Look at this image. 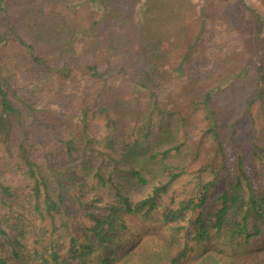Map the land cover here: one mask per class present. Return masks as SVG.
I'll list each match as a JSON object with an SVG mask.
<instances>
[{
    "label": "trees",
    "instance_id": "trees-1",
    "mask_svg": "<svg viewBox=\"0 0 264 264\" xmlns=\"http://www.w3.org/2000/svg\"><path fill=\"white\" fill-rule=\"evenodd\" d=\"M213 4L0 0V264H264V0L215 57Z\"/></svg>",
    "mask_w": 264,
    "mask_h": 264
},
{
    "label": "rangeland",
    "instance_id": "rangeland-1",
    "mask_svg": "<svg viewBox=\"0 0 264 264\" xmlns=\"http://www.w3.org/2000/svg\"><path fill=\"white\" fill-rule=\"evenodd\" d=\"M204 1V2H203ZM212 2L216 6L218 16L212 17L207 23V37L208 45L212 46L213 56L218 55V51L229 50H246L247 47H251L253 36L252 29L255 27L256 20L250 16L246 10H242L237 6L236 0H198L200 5ZM252 6L257 7V3H253ZM262 8V7H261ZM231 23L234 27L232 30H228V24ZM244 51V50H243ZM250 70L252 74H256L258 70V59L254 58L250 62ZM177 83V82H175ZM51 113L65 122L69 121V115L66 111L59 107L52 109ZM46 144H50L49 138L45 139ZM28 191H19L17 197L21 198L27 196ZM131 223H134L138 228H142V223L138 217L129 219ZM164 237L165 231L162 228L144 229L134 239L133 249L135 252H143L146 254L164 251ZM80 264H96L97 260L95 256L82 260ZM79 264V263H70Z\"/></svg>",
    "mask_w": 264,
    "mask_h": 264
}]
</instances>
